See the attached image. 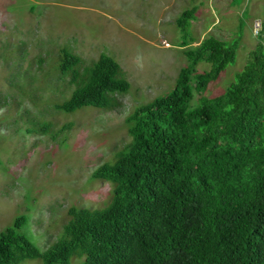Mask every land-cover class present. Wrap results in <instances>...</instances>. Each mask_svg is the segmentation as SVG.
Listing matches in <instances>:
<instances>
[{
    "label": "trees",
    "instance_id": "1",
    "mask_svg": "<svg viewBox=\"0 0 264 264\" xmlns=\"http://www.w3.org/2000/svg\"><path fill=\"white\" fill-rule=\"evenodd\" d=\"M195 12L179 15V28L185 31ZM261 23L264 28V17ZM240 41L241 35L230 43L209 36L184 44L188 64L173 89L136 106L125 120L130 141L92 173L113 184L109 203L72 207L45 249L30 230V215H18L0 232V264L35 258L41 264H264L262 42L224 93L191 104L235 61ZM201 62L210 68L198 72ZM81 65L80 56L62 49L59 78L71 75L67 84L75 87L56 110L109 108L129 92L113 57L102 53ZM31 121L28 132L51 126Z\"/></svg>",
    "mask_w": 264,
    "mask_h": 264
},
{
    "label": "rangeland",
    "instance_id": "2",
    "mask_svg": "<svg viewBox=\"0 0 264 264\" xmlns=\"http://www.w3.org/2000/svg\"><path fill=\"white\" fill-rule=\"evenodd\" d=\"M192 7L184 31L177 18ZM263 17L264 0H0V232L29 214L30 230L45 249L72 207H105L113 184L92 173L130 141L125 120L136 106L173 89L188 64L183 45L209 36L230 43L241 35L235 61L193 98L198 106L202 96L224 93L245 67ZM64 48L81 57V70L102 53L113 57L129 92L109 108L56 110L75 87L67 84L71 75L59 78ZM209 68L201 62L197 71ZM33 118L49 122V131H26Z\"/></svg>",
    "mask_w": 264,
    "mask_h": 264
},
{
    "label": "built area",
    "instance_id": "3",
    "mask_svg": "<svg viewBox=\"0 0 264 264\" xmlns=\"http://www.w3.org/2000/svg\"><path fill=\"white\" fill-rule=\"evenodd\" d=\"M264 28H262V25L260 22H257L255 24V34L258 36L259 40L262 42L264 45Z\"/></svg>",
    "mask_w": 264,
    "mask_h": 264
},
{
    "label": "clouds",
    "instance_id": "4",
    "mask_svg": "<svg viewBox=\"0 0 264 264\" xmlns=\"http://www.w3.org/2000/svg\"><path fill=\"white\" fill-rule=\"evenodd\" d=\"M258 22H260L261 23V19L260 20H258ZM261 25H262V23H261ZM254 34H255V28H254ZM255 36H256V34H255ZM257 38H258V36H256ZM259 39V38H258Z\"/></svg>",
    "mask_w": 264,
    "mask_h": 264
},
{
    "label": "crops",
    "instance_id": "5",
    "mask_svg": "<svg viewBox=\"0 0 264 264\" xmlns=\"http://www.w3.org/2000/svg\"><path fill=\"white\" fill-rule=\"evenodd\" d=\"M259 19H261V20H262V18H259Z\"/></svg>",
    "mask_w": 264,
    "mask_h": 264
}]
</instances>
